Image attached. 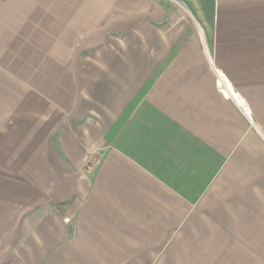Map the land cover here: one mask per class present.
<instances>
[{
  "label": "crops",
  "instance_id": "crops-1",
  "mask_svg": "<svg viewBox=\"0 0 264 264\" xmlns=\"http://www.w3.org/2000/svg\"><path fill=\"white\" fill-rule=\"evenodd\" d=\"M0 264H264V0H0Z\"/></svg>",
  "mask_w": 264,
  "mask_h": 264
},
{
  "label": "built area",
  "instance_id": "built-area-1",
  "mask_svg": "<svg viewBox=\"0 0 264 264\" xmlns=\"http://www.w3.org/2000/svg\"><path fill=\"white\" fill-rule=\"evenodd\" d=\"M216 75V84L218 91L227 99L232 100L237 104L241 112L250 120L251 118V109L245 99L241 97V95L234 90L232 83L226 77L224 71L220 68H215Z\"/></svg>",
  "mask_w": 264,
  "mask_h": 264
}]
</instances>
